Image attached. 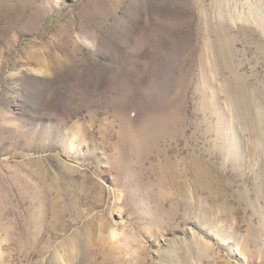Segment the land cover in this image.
<instances>
[{
	"label": "rangeland",
	"instance_id": "374dc122",
	"mask_svg": "<svg viewBox=\"0 0 264 264\" xmlns=\"http://www.w3.org/2000/svg\"><path fill=\"white\" fill-rule=\"evenodd\" d=\"M0 264H264V0H0Z\"/></svg>",
	"mask_w": 264,
	"mask_h": 264
},
{
	"label": "bare ground",
	"instance_id": "6f19581e",
	"mask_svg": "<svg viewBox=\"0 0 264 264\" xmlns=\"http://www.w3.org/2000/svg\"><path fill=\"white\" fill-rule=\"evenodd\" d=\"M246 98V97H245ZM240 99H241V96H240ZM243 99V98H242ZM245 100V99H244ZM244 100H242V101H244ZM240 102V101H239ZM248 103V102H247ZM247 103H246V105H247ZM244 104V103H243ZM241 105H242V103H241ZM245 105V104H244ZM200 177H202V176H200ZM112 230V229H111ZM120 235V234H119ZM110 236H112V237H117V231H115V229H113L111 232H110ZM117 240V239H116ZM205 245H206V243H205ZM202 246H204V245H202ZM201 246V247H202ZM200 249V248H199ZM198 249V250H199ZM203 249V248H202ZM206 250V249H205Z\"/></svg>",
	"mask_w": 264,
	"mask_h": 264
}]
</instances>
